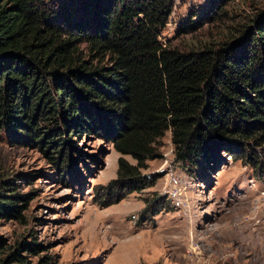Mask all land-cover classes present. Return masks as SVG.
Wrapping results in <instances>:
<instances>
[{
	"label": "trees",
	"instance_id": "obj_1",
	"mask_svg": "<svg viewBox=\"0 0 264 264\" xmlns=\"http://www.w3.org/2000/svg\"><path fill=\"white\" fill-rule=\"evenodd\" d=\"M76 2L77 13L43 0H0V134L55 155L58 166L70 159L74 135L104 134L121 154L105 198L153 185L156 175L143 170L160 157L168 131L177 159L194 164L217 153L218 143L264 146V12L237 38L182 51L160 38L172 0ZM32 196L0 167V219L26 222ZM41 246L5 251L0 237V264H58L22 253L40 255Z\"/></svg>",
	"mask_w": 264,
	"mask_h": 264
},
{
	"label": "rangeland",
	"instance_id": "obj_2",
	"mask_svg": "<svg viewBox=\"0 0 264 264\" xmlns=\"http://www.w3.org/2000/svg\"><path fill=\"white\" fill-rule=\"evenodd\" d=\"M43 1L56 12H78L76 0ZM172 2L160 38L182 51L237 38L264 12V0ZM190 20L198 28L182 34ZM83 54L100 63L86 48ZM221 144L208 160L183 162L168 131L160 157L143 170L156 175L153 185L105 198L104 190L117 180L121 154L104 134L74 135L67 146L70 159L58 166L55 155L14 144L3 131L1 171L18 180L22 193H33L26 222L0 219L5 251L36 242L40 255L22 253L33 261L49 255L58 264H264V146L238 150L231 143L226 150Z\"/></svg>",
	"mask_w": 264,
	"mask_h": 264
}]
</instances>
